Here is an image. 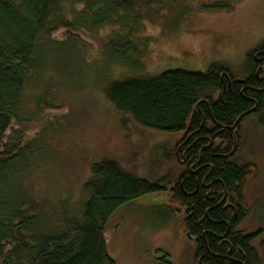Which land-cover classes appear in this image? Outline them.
Returning <instances> with one entry per match:
<instances>
[{"label":"trees","instance_id":"16d2710c","mask_svg":"<svg viewBox=\"0 0 264 264\" xmlns=\"http://www.w3.org/2000/svg\"><path fill=\"white\" fill-rule=\"evenodd\" d=\"M240 1L0 0V264H117L109 252L111 217L172 185L185 233L196 244L197 264L199 258L203 264H264V237L240 229L251 213L245 209V216L241 207L255 168L241 157L243 124L256 116L264 126V70L257 77L253 51L244 79L218 62L205 73L176 69L113 82L106 96L130 123L152 133L184 135L173 151L163 152L173 170L156 183L116 160L92 162L78 209L71 192L49 199L37 188L41 172L59 159L51 142L62 140L68 128L61 126L60 136L59 122H31L22 114L27 87L38 85L53 53L58 60L61 55L76 60L83 39L106 30L98 48L110 54L114 67L135 58L140 69L150 55L142 36L145 23L173 32L192 15L185 4L223 12ZM59 32L65 36L60 41ZM63 75L70 81V74ZM41 91L38 112L61 108L51 90ZM228 204L237 208V218Z\"/></svg>","mask_w":264,"mask_h":264},{"label":"rangeland","instance_id":"374dc122","mask_svg":"<svg viewBox=\"0 0 264 264\" xmlns=\"http://www.w3.org/2000/svg\"><path fill=\"white\" fill-rule=\"evenodd\" d=\"M184 8L192 15L173 32L159 23H145L142 36L149 40L150 55L142 61L143 68L134 67L135 58L114 67L110 54L98 48L108 34L104 30L83 39L76 60L65 61L62 55L58 60L53 53L40 84L27 87L23 118L31 122L53 119L59 122L60 136L61 126L68 128L62 140L51 142L56 147L51 153L57 159L59 153V159L41 172L37 188L44 197L52 199L59 193L64 199L71 192L70 201L80 208L82 187L92 174L90 164L103 159L119 161L125 170L151 183L172 172L173 165L164 160L163 152L172 151L184 133L157 134L130 123L106 96V89L116 80L176 69L205 73L218 62L227 64L238 79L247 77L248 54L264 44V0H241L223 12H205L189 4ZM56 36L58 41L65 38L64 32ZM62 73L70 74V81ZM45 88L61 108L38 112L36 100ZM243 136L246 148L241 157L254 165L251 171L257 181L249 197L253 210L240 229L249 234L261 231L264 237V126L256 116L243 124ZM179 209L167 192H161L117 210L109 220V252L116 263L197 264L196 244L185 233Z\"/></svg>","mask_w":264,"mask_h":264},{"label":"flooded vegetation","instance_id":"af4514ba","mask_svg":"<svg viewBox=\"0 0 264 264\" xmlns=\"http://www.w3.org/2000/svg\"><path fill=\"white\" fill-rule=\"evenodd\" d=\"M252 51H253V53H254V54H253V59H254V61L256 62V64L260 65V68H259L258 71H257V77H258V76L260 75V70H261V69L264 70V44L258 46L257 48L253 49ZM263 73H264V71H263ZM263 77H264V74H263ZM172 151H173V149H172ZM179 151H180V149L178 148L177 154H178V157H179V159H180ZM187 151H188V150H186V152H187ZM181 162L184 163V161H181ZM255 180H256V178H255ZM255 180H254V182H255ZM254 182H253V183H254ZM181 186L183 187V183L181 184ZM173 190H174V186L172 185V186L169 188V191H167V193H168V195H169V198H170V200L172 201V203H173ZM249 197H250V195H249ZM249 197L246 199V196H245V203H244V205L241 207V209L243 210V214H244L245 216L247 215V212L245 211V209L248 210L249 212H250V210H251V211L253 210V206H252V204L250 203ZM228 205H229V207H232V208H233V211H234L235 217L237 218V216H238L237 208H236L235 206H231L230 204H228ZM260 234H261V231L255 233V234H253V235L258 236L259 238H260V237H263L262 235L260 236ZM247 235H249V233H247ZM188 236H189V235H188ZM190 237H191V236H190ZM191 239H193V238H191ZM198 262H199L200 264H203V263H202V258H199Z\"/></svg>","mask_w":264,"mask_h":264},{"label":"water","instance_id":"95a60500","mask_svg":"<svg viewBox=\"0 0 264 264\" xmlns=\"http://www.w3.org/2000/svg\"><path fill=\"white\" fill-rule=\"evenodd\" d=\"M238 82H243V81H242V80H238ZM236 144H237V141H236V134H235V143H234V151H233V153H234L235 150H236ZM255 178H256V173H255V172H252V176H251V178L249 179V181H248V183H247V186H246V194H245L246 199L249 197L250 189H251V186H252V184H253ZM189 237H190V236H189ZM190 238H192V237H190Z\"/></svg>","mask_w":264,"mask_h":264},{"label":"bare ground","instance_id":"6f19581e","mask_svg":"<svg viewBox=\"0 0 264 264\" xmlns=\"http://www.w3.org/2000/svg\"><path fill=\"white\" fill-rule=\"evenodd\" d=\"M251 189H252V186H251ZM251 189H250V191H251ZM249 195H250V193H249ZM189 237V236H188Z\"/></svg>","mask_w":264,"mask_h":264}]
</instances>
